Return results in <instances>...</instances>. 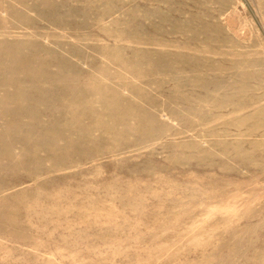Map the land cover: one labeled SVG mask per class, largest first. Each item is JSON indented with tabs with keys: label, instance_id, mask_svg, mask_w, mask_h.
Returning <instances> with one entry per match:
<instances>
[{
	"label": "rangeland",
	"instance_id": "rangeland-1",
	"mask_svg": "<svg viewBox=\"0 0 264 264\" xmlns=\"http://www.w3.org/2000/svg\"><path fill=\"white\" fill-rule=\"evenodd\" d=\"M0 264H264V0H0Z\"/></svg>",
	"mask_w": 264,
	"mask_h": 264
}]
</instances>
